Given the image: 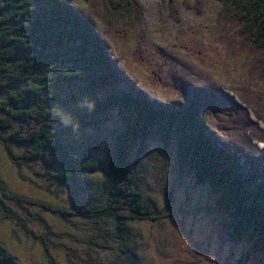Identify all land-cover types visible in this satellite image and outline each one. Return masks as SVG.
Listing matches in <instances>:
<instances>
[{"label": "trees", "instance_id": "1", "mask_svg": "<svg viewBox=\"0 0 264 264\" xmlns=\"http://www.w3.org/2000/svg\"><path fill=\"white\" fill-rule=\"evenodd\" d=\"M222 1L238 10L245 39L264 51V0ZM107 3L117 15L113 22L121 16L141 18L135 0ZM169 3L175 8L173 0ZM124 30L117 41L127 37L128 28ZM119 53L114 40L103 37L66 0H0V139L13 161L46 164L49 168L38 173L52 184L66 186L74 197L82 190L80 186L74 190L76 180L80 183L84 175L102 170L97 154L103 134L114 114L120 119L119 127L111 130V186L106 200H102L104 189L98 188L73 205H53L10 191L0 175L5 217L27 230L25 219L7 210L4 201H12L99 225L111 222L117 237L126 243L128 224L168 216L147 207L137 183L140 159L158 137L164 147L176 142L181 172L188 171L198 186L218 195L221 243L248 245L237 264L264 254V170L247 166L245 149L231 141L236 123L221 118L228 114L235 118L247 108L232 100V113L214 95L193 98L186 91L181 102L165 105L131 82L116 60ZM84 97L95 101L94 111L78 107ZM59 111L79 122L78 132L63 126L56 115ZM26 216L42 223L39 215ZM0 264L24 263L0 243Z\"/></svg>", "mask_w": 264, "mask_h": 264}, {"label": "rangeland", "instance_id": "2", "mask_svg": "<svg viewBox=\"0 0 264 264\" xmlns=\"http://www.w3.org/2000/svg\"><path fill=\"white\" fill-rule=\"evenodd\" d=\"M66 1L90 19L103 37L114 40L120 51L116 60L132 77L131 82L153 93L159 102H181L185 91L193 98L214 95L232 113V100L242 102L245 111L235 118L231 114L221 118L236 123L231 141L245 149L247 166L264 170V51L245 39L242 19L229 2L173 0L174 8L169 0H135L141 18L121 16L113 22L117 15L108 0ZM126 28L127 37L117 41ZM119 125L114 114L97 154L102 170L84 175L80 183L76 180L74 190L77 186L82 190L74 197L66 186L52 184L38 173L49 168L46 164L13 161L1 139L0 175L10 191L53 205H73L98 188L104 189L102 200H106V189L111 186V130ZM10 147L15 153L19 150ZM138 173L147 207L168 216L157 222L128 224L126 243L117 237L111 222L99 225L12 201H4L7 210L24 218L27 230L6 218L0 204V243L24 264H237L247 243H221L218 195L207 186H198L188 171L181 172L175 141L164 147L158 137L153 139L140 159ZM29 212L41 216L42 223L28 220ZM260 263H264V254L242 264Z\"/></svg>", "mask_w": 264, "mask_h": 264}, {"label": "clouds", "instance_id": "3", "mask_svg": "<svg viewBox=\"0 0 264 264\" xmlns=\"http://www.w3.org/2000/svg\"><path fill=\"white\" fill-rule=\"evenodd\" d=\"M78 107L81 110H87L89 112L94 111L95 109V101L91 100L88 97H84L81 99L78 103ZM56 115L59 117L61 123L64 127L68 128L71 127L73 132H78L80 125L79 122L74 119V117L70 113H65L63 111H59L56 113Z\"/></svg>", "mask_w": 264, "mask_h": 264}]
</instances>
